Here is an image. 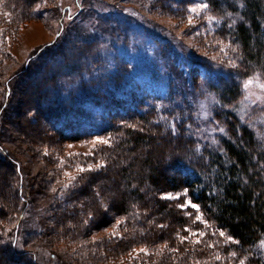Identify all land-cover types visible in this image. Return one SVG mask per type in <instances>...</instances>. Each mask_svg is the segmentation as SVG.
<instances>
[{"label": "trees", "instance_id": "16d2710c", "mask_svg": "<svg viewBox=\"0 0 264 264\" xmlns=\"http://www.w3.org/2000/svg\"><path fill=\"white\" fill-rule=\"evenodd\" d=\"M37 1L0 0V65L7 58L4 43L17 36L18 25L27 24ZM193 1L207 5L220 20L217 31L243 60L239 72L226 73L206 60L190 61L188 73L196 70V85L205 82L209 90L219 83L213 88L218 103L217 115H212L217 131L213 146L198 138L193 107L179 100L171 82L133 80L126 69L129 62L121 63L114 74L118 78L95 73L104 61L94 42L81 45L77 63H70L64 53L36 72L32 65L49 47L45 45L32 56L33 63L20 70L25 76L36 73L29 82L37 88V97L24 107L37 115L49 135L34 139L36 147L53 150L58 144L100 136L114 140L96 150V158L84 160L85 170L74 182L78 185L67 197L54 199L43 217L44 238L57 242L65 237L68 244L77 245L69 264H264V125L245 121L235 108L236 78H264V0H183V6ZM14 76L1 82L0 114L14 92ZM0 150V229L7 225L12 232L18 220L12 218L22 215L18 208L27 206L30 189H23L20 162L3 146ZM44 159L41 156L40 169L52 174L48 182L60 181L70 164L63 159L51 167ZM99 181L105 194L110 193L107 202L98 192ZM177 192H185L201 215L234 244H225L218 255L207 239L190 237L187 219L162 198ZM105 231L110 234L100 235ZM40 239L36 234L29 243ZM259 244L262 249L256 250ZM49 253L55 259L56 253ZM0 264L35 262L31 253L16 251L12 241L0 238Z\"/></svg>", "mask_w": 264, "mask_h": 264}, {"label": "rangeland", "instance_id": "374dc122", "mask_svg": "<svg viewBox=\"0 0 264 264\" xmlns=\"http://www.w3.org/2000/svg\"><path fill=\"white\" fill-rule=\"evenodd\" d=\"M203 5L193 1L184 7L183 0H38L32 6L27 24L18 25L17 36H12L4 43L3 51L7 58L0 65V90L3 80L15 74L17 80L12 96L0 114V146L20 162L23 168V189L28 186L30 195L27 206L18 208V213L21 210L22 215L12 218H18L12 232L5 225L4 231L0 229V238L12 241L16 251L31 253L35 264H69L68 257L77 245L68 244L65 237L57 242L48 235L44 238L46 230L42 227L43 217L54 199L67 197V192H71L74 184L78 185L74 182L85 170L82 166L84 160L96 158L95 151L112 141L111 136H100L58 144L53 146V150L36 147L34 139H47L49 135L43 130L37 115L24 107L37 97V88L29 82V77L36 73L25 76L20 70L28 66L30 61L33 63L32 56L36 52L39 54L45 45L49 47L35 57L39 60L32 65L36 72L43 63H52V60L60 59L64 53H67L70 63H77L78 60L74 58L76 54H82L81 45L94 42L95 51L100 53L104 61L103 68L97 69L95 73H107V76L113 78L117 69L123 67L121 63L129 62L126 69L133 80L152 78L162 84L171 82L173 89L181 95L179 100L182 98L193 107L200 125V141L215 145L214 136L217 131L212 124V115H217L218 103L213 90L219 83L217 81L212 86L214 89L210 87L209 90L205 82L196 85V70L188 73L190 61L206 60L213 69L226 73L235 69L238 71L243 60L236 48L217 31L220 20ZM89 74L88 78H91L94 71ZM82 77L87 76L83 73ZM230 79L231 83L235 82L232 77ZM236 80L239 92L236 112L249 123L264 125V90L260 87L264 84V78L255 75L242 81L239 78ZM249 80L251 83L246 89L245 83ZM161 142L164 143L165 139ZM155 145L159 146V142ZM50 151H53V155ZM150 153L147 151L148 156H153ZM165 153L162 155L166 156ZM41 156L44 160L49 159L51 167L52 164H62L63 159L70 164L60 181L48 182L52 174L42 173ZM100 181L96 184L98 192L103 198L105 196L104 201L107 202L106 196L110 193L105 194ZM162 198L170 200L187 219L190 227L185 232L194 240L203 239L206 242L207 239L208 247L217 254L218 249L224 251L225 244H234L201 215L197 206L192 207L194 204L185 192L164 194ZM83 201L87 203V199ZM11 223L13 226V221ZM106 232L100 235H106ZM36 234H41L46 242L49 241L48 246L42 239L39 243H29V239ZM262 246L259 244L256 250H261ZM49 252L56 253L55 259Z\"/></svg>", "mask_w": 264, "mask_h": 264}, {"label": "snow or ice", "instance_id": "6c2138e0", "mask_svg": "<svg viewBox=\"0 0 264 264\" xmlns=\"http://www.w3.org/2000/svg\"><path fill=\"white\" fill-rule=\"evenodd\" d=\"M203 7H207V5H203ZM191 11L195 12L196 9H191ZM251 83V80H249L248 82L245 83V88L247 89L248 88V85ZM261 89L264 90V84H261L260 85ZM74 179V177H73ZM182 207L185 206V205H181ZM192 207H196V205H192ZM221 235H224L223 233H221ZM262 244H264V242H262ZM143 251V250H142ZM217 259H219V257H216ZM241 264H243V261H241Z\"/></svg>", "mask_w": 264, "mask_h": 264}]
</instances>
